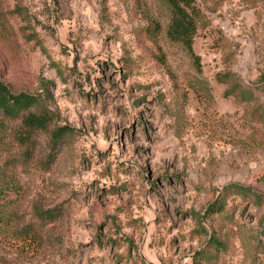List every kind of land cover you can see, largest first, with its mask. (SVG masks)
Returning <instances> with one entry per match:
<instances>
[{
  "label": "rangeland",
  "instance_id": "rangeland-1",
  "mask_svg": "<svg viewBox=\"0 0 264 264\" xmlns=\"http://www.w3.org/2000/svg\"><path fill=\"white\" fill-rule=\"evenodd\" d=\"M178 2L192 40L169 0H0V78L69 130L0 132V264H264V0Z\"/></svg>",
  "mask_w": 264,
  "mask_h": 264
},
{
  "label": "trees",
  "instance_id": "trees-1",
  "mask_svg": "<svg viewBox=\"0 0 264 264\" xmlns=\"http://www.w3.org/2000/svg\"><path fill=\"white\" fill-rule=\"evenodd\" d=\"M174 8V17L170 25V32L177 37L190 38L197 29L196 15L182 6L178 0H169ZM192 40V38H190ZM43 99L33 93L14 90L12 86L0 78V132L4 129L7 120H16L19 122V128L13 132V141L23 147V155H31V146H33L34 137L39 133H49L51 141L56 145L64 136L69 133L67 127L56 126L50 128L53 119L52 111L43 107ZM3 141V138H0ZM17 181L13 180L10 189H15ZM232 187L245 188L234 184ZM251 191V189H248ZM4 190L0 189V195ZM252 192V191H251ZM0 209V222L3 217Z\"/></svg>",
  "mask_w": 264,
  "mask_h": 264
}]
</instances>
